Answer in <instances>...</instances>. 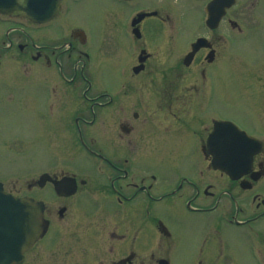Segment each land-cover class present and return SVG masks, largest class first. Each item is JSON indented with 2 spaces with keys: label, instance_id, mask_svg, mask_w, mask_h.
Segmentation results:
<instances>
[{
  "label": "flooded vegetation",
  "instance_id": "af4514ba",
  "mask_svg": "<svg viewBox=\"0 0 264 264\" xmlns=\"http://www.w3.org/2000/svg\"><path fill=\"white\" fill-rule=\"evenodd\" d=\"M232 1L225 9L222 4L211 5L212 25L208 27L203 7L211 0H197V23L192 30L184 25L174 28L177 20H183L192 9L182 5L190 4L188 0H89L82 10L74 5L83 0H61L49 22L33 24L32 28L10 21L19 18L0 15V100L4 99L0 115L9 113L5 99L15 100L17 95L25 101L27 92L34 107L23 110L39 117L34 128H41V117L56 125L60 116L61 125L66 126L61 135H65L69 127L73 128L74 117L80 127L78 143L91 153L89 139L94 143L96 138L88 130L97 123L98 139L107 149L94 154L102 161L103 178L89 176L95 171V163L75 166L84 174L80 177L72 171L73 166L59 169L53 164L49 173L55 178L75 176L80 182L76 192H112L125 211H139L145 221L132 240L142 237L149 222L153 225L154 210L185 208L196 216L204 215L208 220L203 221L204 231L195 240V255L188 260L181 257L183 264H245L239 245H245L253 264H264V149L254 155L252 169L238 179L215 168L205 151L216 120L232 119L249 134L264 139V108L248 113L242 121L224 113L232 105L228 96V75L233 68L231 40L236 35L253 41L264 37L260 0ZM96 3L101 13L113 4L115 9L128 7L116 13L122 20L113 17L108 25L119 32L118 40L124 39L120 44L107 50L106 39L112 30L98 36L95 49L99 62L89 50V30L72 23L73 17L84 15L83 11ZM172 5L179 8L178 17ZM57 21L69 22L55 32ZM190 32V43L196 36L209 42L204 41L191 63L185 65L186 44L177 50L170 49L168 42ZM105 52L113 59H105ZM112 60L115 80L110 75L113 89H107L102 82L101 63L106 66ZM189 71L194 72V82L193 93L187 94L186 87L180 88ZM219 74L227 80L218 79ZM17 112L15 108L13 113ZM45 129L50 133L47 140L59 136L57 130L52 134L48 126ZM170 148L178 150L173 158L168 156ZM106 175L112 180L108 181ZM249 198L254 211L250 210ZM67 212L69 215V206L60 218ZM226 229L232 234L230 240L224 237ZM110 234L113 237L115 232ZM129 253L127 259L113 258L109 264H131L134 253Z\"/></svg>",
  "mask_w": 264,
  "mask_h": 264
},
{
  "label": "rangeland",
  "instance_id": "374dc122",
  "mask_svg": "<svg viewBox=\"0 0 264 264\" xmlns=\"http://www.w3.org/2000/svg\"><path fill=\"white\" fill-rule=\"evenodd\" d=\"M88 2L89 0H83V3L81 2L77 5H74V7L82 10L84 5ZM180 2H185V0H180ZM187 3L190 4L182 5H186V7H192V9L188 11V14H185V16H183V22H178V25H184L186 28L192 30V28L194 27V23H197L198 16L195 6L199 3L197 2V0H188ZM260 3L264 8V0H260ZM113 5L106 6L101 13L100 5L96 3L94 6H92V9L88 6L83 11L84 15H80V17L78 16V18H72V23L74 22L73 26L83 25L82 28L86 27V29L89 30L88 33L91 37V46L89 50L92 52V54H94V58L98 62L100 60L98 59L99 53L95 49V43L98 39V36L103 34L105 30H112L108 25L113 17L115 20H122V18L116 13H123L122 10L126 11L128 9V7L123 6L115 9L112 8ZM178 13V10H176L177 17L179 16ZM20 22L29 26L28 22ZM67 22L69 21H57V23L55 24V32H60L61 30H63V27H67ZM29 27L32 28L33 26ZM49 32L50 35L52 32V26L49 27ZM112 32V35H110V37L106 39V44L108 43L106 47L107 50L115 48L116 44H120L119 42L124 40L122 37L118 40V31L113 29ZM180 35L184 36L185 34ZM192 35L193 33L190 32L189 34L187 33L186 37L184 38L176 37V47L174 48L178 50V45L183 48L184 41H186L189 36L190 37L188 40L190 41L193 37ZM231 41L232 48H230L229 57L230 61L233 62V73L228 75V80L231 84V90L228 96H231L232 98V105L227 107L224 110V113L234 119L241 120V118L246 116L248 113H256V111H258L259 109L264 108V37H262L261 40L256 39L255 41H253L252 39L246 40L244 37H239L236 35ZM97 43L98 45L101 44L100 41H98ZM168 43L170 48L172 49V40H169ZM109 55L110 54H107L105 52V59L113 57H109ZM101 64L102 70L100 72H102L103 76L102 82L107 87V89H113V82L111 81V79H109V77L110 75L112 77L114 76L113 67L115 65V61L112 60L108 62L106 66H104L103 63ZM246 66L248 68L238 71L240 67ZM92 73L94 76H96L93 71ZM192 73L194 72H188V74L185 75V84L181 85L180 88L182 89L183 87H186L185 92L187 94L193 93L192 87L194 82V75ZM238 75L243 76L246 81L249 80L251 83L255 82V84H251L249 88L246 87L240 82L241 79L238 77ZM217 78L227 80V78L223 77L221 74H219ZM113 80H115L114 77ZM180 91L183 92V90ZM3 100L4 99L0 100V109L4 108L2 105ZM7 100L8 99H5L7 103L5 106L9 113L0 115V177L4 179L7 189L12 190L13 192L24 193L28 192L27 184L31 182V178L39 169L38 167L41 165L42 167L47 165L46 151L49 150V145L46 144L44 139L35 138V132L32 126L34 116L25 112V110L23 109L21 110V106L23 107L24 104H27L28 106L32 104L30 103V101H32V96L26 92V100L23 101V103H21V100L23 99H19L17 95L15 96V100ZM15 108H17L19 112L14 114L13 112L15 111ZM190 108H193V106ZM46 126L47 125H44V130ZM51 133L53 134L54 131ZM68 138L69 137L66 136L60 137L59 135V140L61 141H67ZM63 148L64 147L60 146L56 148V153L58 156L56 158L59 167L63 166L62 162L65 161L62 160L65 158V156H70L74 151L71 148ZM86 160L87 159L84 157L85 162ZM35 192H40V195L45 197V200H47L48 203V209H50L49 217L53 223V226H59L61 228V231L60 235L57 232V240L52 234L49 239L42 242L40 244V252L39 250H35L31 254L32 256L27 259V262L25 264H79V262H83L85 264L87 262L86 260L88 252L90 255H94V259L97 261H107V257H104L102 255L104 251H99V248L101 249V246H99L97 242L100 241L99 237H101L102 235V232L99 230L101 228L104 229V235H108V230H117L118 233H123L125 224L121 219V214H119L118 219V217L116 216L117 213L113 211L114 209H111L109 207L106 210L108 212H111V217L107 212H101V199H99V196V198L74 196L69 201L71 206L69 208V215L67 212L65 216L66 219L61 220L58 216V210L63 203H66V201L61 202L60 200H57L56 195L52 193V189L50 187H47L45 189H36ZM108 201L112 202L111 199H108ZM111 218H117L120 221L119 226L113 224V220L110 223L109 220ZM167 221L169 223L172 222V220L170 219H168ZM203 221L204 220L199 219V223H197L190 218L189 214L183 213L177 222L179 228H176L177 237H174V242L176 244L172 248V250L170 249L171 246L168 247V241L163 244L164 247L162 245V241H160L158 242L159 248L151 255L146 257L145 254L138 252L137 254H135V257L131 259V264H158V258L165 255H170V251L176 258L177 264H180L182 258L185 260L191 259L195 255V240L204 231ZM97 225L98 228H96ZM231 235L232 234H230V230L226 229L224 232L225 239L230 240ZM125 237L127 239L128 235H126ZM154 237L155 233L151 232V239L145 243L140 242L138 246H140L143 251L148 252L150 246L152 245ZM124 241L126 240H124L123 238L121 240H113L118 252L122 251V254L120 255L121 257L126 254L125 249H123ZM146 245H148L149 247ZM166 246L169 249H167ZM118 247H121V249L119 250ZM130 248L131 246L129 244L127 246V249ZM238 248L240 250V253L244 255L245 264H253L252 258L247 255V248L245 247V245H239ZM174 261L175 259H173V262ZM181 264H183V261L181 262Z\"/></svg>",
  "mask_w": 264,
  "mask_h": 264
},
{
  "label": "water",
  "instance_id": "95a60500",
  "mask_svg": "<svg viewBox=\"0 0 264 264\" xmlns=\"http://www.w3.org/2000/svg\"><path fill=\"white\" fill-rule=\"evenodd\" d=\"M58 3L59 0H0V12L27 16L33 21H46L52 17ZM199 42L200 40L197 43ZM236 132L235 127L220 123L214 133L213 154L217 166L240 173L238 169L250 165L252 154L259 150L261 142H254L245 134L242 137ZM251 147L254 148L251 150ZM234 157H238L241 163L230 161ZM46 179L49 177H42L39 183L43 184ZM1 191L0 185V205L4 206L0 212L5 220L0 227V239L5 236L0 240L1 245L5 243L4 250L0 252V264H12L23 260V251L43 235L48 222L43 218L45 206L42 201L31 196L15 197ZM4 214H8L7 217Z\"/></svg>",
  "mask_w": 264,
  "mask_h": 264
}]
</instances>
